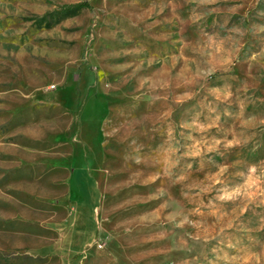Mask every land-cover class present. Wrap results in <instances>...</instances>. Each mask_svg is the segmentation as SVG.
I'll return each instance as SVG.
<instances>
[{
	"label": "rangeland",
	"instance_id": "rangeland-1",
	"mask_svg": "<svg viewBox=\"0 0 264 264\" xmlns=\"http://www.w3.org/2000/svg\"><path fill=\"white\" fill-rule=\"evenodd\" d=\"M0 0V264H264V0Z\"/></svg>",
	"mask_w": 264,
	"mask_h": 264
},
{
	"label": "trees",
	"instance_id": "trees-1",
	"mask_svg": "<svg viewBox=\"0 0 264 264\" xmlns=\"http://www.w3.org/2000/svg\"><path fill=\"white\" fill-rule=\"evenodd\" d=\"M88 6L89 3L87 0L62 2L37 15L35 21L38 25L50 26L65 17L78 13L81 9Z\"/></svg>",
	"mask_w": 264,
	"mask_h": 264
}]
</instances>
